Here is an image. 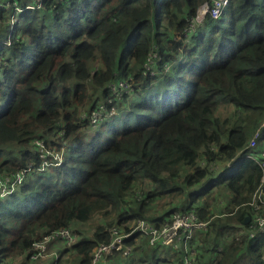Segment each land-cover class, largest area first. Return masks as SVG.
<instances>
[{
	"label": "trees",
	"instance_id": "16d2710c",
	"mask_svg": "<svg viewBox=\"0 0 264 264\" xmlns=\"http://www.w3.org/2000/svg\"><path fill=\"white\" fill-rule=\"evenodd\" d=\"M205 1L0 0V173L33 165L0 198V264H25L33 241L63 227L77 239L59 258L90 264L112 224L189 210L207 222L201 264H264L247 205L260 176L247 144L264 121V0H228L186 32ZM119 80L132 91L117 98ZM108 98L115 112L92 127L81 114ZM36 142L59 162L38 170Z\"/></svg>",
	"mask_w": 264,
	"mask_h": 264
},
{
	"label": "built area",
	"instance_id": "2783aa9c",
	"mask_svg": "<svg viewBox=\"0 0 264 264\" xmlns=\"http://www.w3.org/2000/svg\"><path fill=\"white\" fill-rule=\"evenodd\" d=\"M34 5L39 8L41 6V0H33ZM228 0H206L201 4L196 11V14L191 17L187 23L186 32L192 31L194 26L199 23L197 21V12L201 8L206 9V13H209L212 18H218L223 13ZM218 13V16H217ZM159 58L155 47L148 53L146 61L143 64V73L147 72L154 74L152 67L155 61ZM112 94L120 98L124 92H131L132 89L127 81L119 80L115 84L111 85ZM112 99L108 98L99 102L93 109L81 114L82 118L89 120L92 127H96L105 118L113 115L115 109L113 106H109ZM264 121L260 126L256 127L251 136L247 147L250 149L248 157L252 158L260 169V176L257 188L253 192L247 205L251 207L252 213L249 219L251 220L252 229L264 230V135H263ZM39 149V157L42 159V163L38 170H42L47 165L48 156H52L60 160V153L54 150H48L43 147L40 142H36ZM257 148L256 152L254 149ZM33 165L30 163L26 167H22L19 170L12 173H0V198L5 197L18 189L22 184L26 174L30 173ZM207 222L198 218L195 211H177L171 214L168 221H165L159 225L151 223L145 219H137L127 228H124L119 224H112L108 228V240L106 242L99 243L93 250L90 264H100V260L104 257L111 255L112 253L128 254L131 250V244L126 242L133 235H146L148 242L151 245L159 243L164 247L176 248L179 244H183L185 248V255L182 257L180 264H196L194 250L190 248V238L195 229L206 230ZM76 234L68 227L55 229L44 234L38 240L31 243L28 259L36 260L47 255V245L52 240H62L66 247H70L76 242Z\"/></svg>",
	"mask_w": 264,
	"mask_h": 264
},
{
	"label": "crops",
	"instance_id": "0c3cea01",
	"mask_svg": "<svg viewBox=\"0 0 264 264\" xmlns=\"http://www.w3.org/2000/svg\"><path fill=\"white\" fill-rule=\"evenodd\" d=\"M223 204L224 198L219 199V205H217L222 207ZM203 231L204 230L202 229H195L189 241L190 248L194 250L193 254L195 255L196 264H201L202 262L197 260V248L194 246V244L198 243V237ZM64 248H66V245L62 240H52L47 245V255L45 257L36 260L28 259V261L35 264H40V262L45 261L52 255L53 260L47 259V262L51 263L52 261H54V259L56 260L59 258V253ZM176 251L182 258L185 255L184 245L179 244L176 248L164 247L159 243L151 245L149 244L146 235H139L135 237L134 241L131 243V250L128 254L117 253L112 256L104 257L100 260V264H138L139 262H142L144 264H179L178 260L176 259ZM13 263L19 264L20 261L18 258H15L13 259ZM25 264L30 263L26 262ZM44 264H46V262H44Z\"/></svg>",
	"mask_w": 264,
	"mask_h": 264
},
{
	"label": "rangeland",
	"instance_id": "374dc122",
	"mask_svg": "<svg viewBox=\"0 0 264 264\" xmlns=\"http://www.w3.org/2000/svg\"><path fill=\"white\" fill-rule=\"evenodd\" d=\"M223 99H221V101H220V104H219V106H218V110H220V108L222 107V106H230L231 107V104H229V103H227V102H225V101H222ZM110 121H113V123L115 122V124H117V123H119V117H113ZM218 196V195H217ZM219 197V196H218ZM218 200V199H217ZM214 211L215 212H218V207L216 206L215 208H214ZM95 221V218L94 219H92V220H90V221H88L87 222V230L89 231V232H91V228H90V225H93L92 223ZM51 252V251H50ZM74 254V253H73ZM69 253H66V254H63V255H61L60 256V258H59V261H58V264H64L66 261H68V264H73V261L72 260H70L69 259ZM48 260H53V256L51 255L50 257H48L47 258ZM47 259L45 260V261H42V262H40V264L42 263V264H44V262H46V264H50L49 262H47ZM28 263H30V264H35V263H33V262H30V261H27ZM9 264H14L13 263V259H10L9 260ZM138 264H144V263H142V262H139Z\"/></svg>",
	"mask_w": 264,
	"mask_h": 264
},
{
	"label": "clouds",
	"instance_id": "9594fccd",
	"mask_svg": "<svg viewBox=\"0 0 264 264\" xmlns=\"http://www.w3.org/2000/svg\"><path fill=\"white\" fill-rule=\"evenodd\" d=\"M205 12H206L205 8H201V9L198 10V12H197V21L199 23H203ZM217 16H218V13H217Z\"/></svg>",
	"mask_w": 264,
	"mask_h": 264
},
{
	"label": "water",
	"instance_id": "95a60500",
	"mask_svg": "<svg viewBox=\"0 0 264 264\" xmlns=\"http://www.w3.org/2000/svg\"><path fill=\"white\" fill-rule=\"evenodd\" d=\"M248 220V217H245V222Z\"/></svg>",
	"mask_w": 264,
	"mask_h": 264
}]
</instances>
